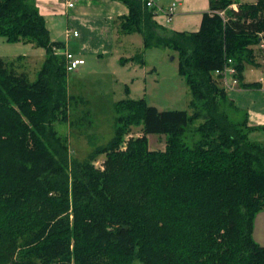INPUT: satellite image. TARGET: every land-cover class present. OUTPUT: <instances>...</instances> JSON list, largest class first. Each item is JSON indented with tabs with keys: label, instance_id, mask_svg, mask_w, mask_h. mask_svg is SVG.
Instances as JSON below:
<instances>
[{
	"label": "trees",
	"instance_id": "1",
	"mask_svg": "<svg viewBox=\"0 0 264 264\" xmlns=\"http://www.w3.org/2000/svg\"><path fill=\"white\" fill-rule=\"evenodd\" d=\"M120 1L124 31L177 52L190 111L122 99L113 137L79 160L55 128L72 103L54 52L64 42L51 41L37 0H0V36L45 49L35 80L0 57V264H264L253 238L264 142L250 137L264 127L249 125L215 74L231 59L238 86L261 85L243 72L259 66L255 46L264 52V0H208L195 31L163 28L144 0ZM133 126L141 135L124 143Z\"/></svg>",
	"mask_w": 264,
	"mask_h": 264
},
{
	"label": "rangeland",
	"instance_id": "2",
	"mask_svg": "<svg viewBox=\"0 0 264 264\" xmlns=\"http://www.w3.org/2000/svg\"><path fill=\"white\" fill-rule=\"evenodd\" d=\"M58 1L63 6V1ZM255 1L236 0L230 8L237 9L238 3ZM59 7V13L52 18L64 25L66 13ZM50 17H46L49 25ZM114 20L108 37L110 47L104 45L94 52L82 54L84 64L67 72L71 108L68 120L57 122L55 128L59 134L66 135L71 156L79 160H84L95 147L107 144L113 137L115 107L122 99L141 97L160 110L190 111V88L178 72L177 52L163 46L144 48L139 32H126L121 26L120 17L115 16ZM67 28L62 32L64 39ZM260 47L255 46V53L256 61L262 67L249 64L246 68L248 79H257L264 71V52ZM18 56L21 59H17ZM130 56H135L133 61L136 64L129 61ZM0 57L13 61L16 72H24L29 80H35L45 57V49L31 42H9L0 36ZM138 135H141L140 128L131 127L124 135V143ZM164 139V135L149 134L148 145L151 149H163ZM104 158V154L98 155L94 164L102 168ZM253 225L254 240L264 245V207L256 213ZM133 264L141 263L135 261Z\"/></svg>",
	"mask_w": 264,
	"mask_h": 264
},
{
	"label": "crops",
	"instance_id": "3",
	"mask_svg": "<svg viewBox=\"0 0 264 264\" xmlns=\"http://www.w3.org/2000/svg\"><path fill=\"white\" fill-rule=\"evenodd\" d=\"M37 2L40 13L45 17L51 41L64 42L65 47L80 58H83L82 54L94 52L100 46L106 45L109 48L110 40L108 37L116 21L114 17H121L128 11L120 0H77L70 9H66L64 5H59L58 0H37ZM155 2L163 11H157L153 19L168 30H197L200 27L203 12L209 9L208 0H155ZM172 2H175V8L168 21L165 12ZM59 6L66 13L64 25L58 19L52 18L59 13L57 10L60 8ZM48 15H51L50 25L46 19ZM66 27L78 30V36L64 39L62 32ZM129 61L136 64L131 59ZM248 66L249 64L246 65L243 72L244 80L247 82L260 81L261 85L258 87L237 85L228 91V96L237 107L246 111L249 125L264 127V80L262 74L257 79H248L246 74ZM250 137L264 142V129L252 131Z\"/></svg>",
	"mask_w": 264,
	"mask_h": 264
},
{
	"label": "built area",
	"instance_id": "4",
	"mask_svg": "<svg viewBox=\"0 0 264 264\" xmlns=\"http://www.w3.org/2000/svg\"><path fill=\"white\" fill-rule=\"evenodd\" d=\"M63 5L66 9L72 8L77 0H62ZM148 7H154L157 11H163L161 7H159L155 0H144ZM175 2H172L169 5L167 11L165 12L167 16V20L169 21L171 18V14L174 12ZM78 30L67 28L65 30V37L66 39L71 36H78ZM54 52L56 54H62L65 57V69L68 70L75 69L78 65L84 63V60L80 57H77L72 53L68 48L64 47H56L54 48ZM231 59L226 61L221 69H216L215 74L219 77L220 81L222 82L223 86L229 91L237 86V80L235 78L236 69L229 65Z\"/></svg>",
	"mask_w": 264,
	"mask_h": 264
}]
</instances>
